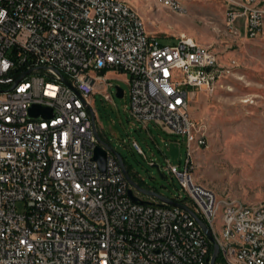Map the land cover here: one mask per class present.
<instances>
[{"label": "built area", "instance_id": "1", "mask_svg": "<svg viewBox=\"0 0 264 264\" xmlns=\"http://www.w3.org/2000/svg\"><path fill=\"white\" fill-rule=\"evenodd\" d=\"M224 1L230 32L264 34V0ZM110 71L128 76L133 120L187 140L185 169L168 168L187 193L170 199L190 210L138 191L102 138L92 96L112 100ZM224 71L211 46L186 34L162 43L125 0H0V264H211L213 243L194 213L219 264H264V200L220 198L193 176L207 135L191 116V88L214 89ZM34 105L52 116L31 115Z\"/></svg>", "mask_w": 264, "mask_h": 264}, {"label": "rangeland", "instance_id": "2", "mask_svg": "<svg viewBox=\"0 0 264 264\" xmlns=\"http://www.w3.org/2000/svg\"><path fill=\"white\" fill-rule=\"evenodd\" d=\"M142 16L149 33L164 44H174L182 34L211 46L225 67L214 89L196 92L190 113L198 129L207 135L206 146L193 153V176L213 189L220 198L246 203L264 200V34L251 39L243 31L227 28L224 0H181L182 10L157 0H125ZM107 77L125 90L123 97L113 91L106 101L92 96L99 129L105 141L125 157L134 178L145 189L168 198L184 200L178 176L169 164L184 170L188 144L159 124L141 126L128 113L130 87L124 72L110 71ZM137 141L143 150L133 147ZM154 164L160 165L161 177ZM24 211L25 203L18 202ZM219 264V263H218Z\"/></svg>", "mask_w": 264, "mask_h": 264}, {"label": "water", "instance_id": "3", "mask_svg": "<svg viewBox=\"0 0 264 264\" xmlns=\"http://www.w3.org/2000/svg\"><path fill=\"white\" fill-rule=\"evenodd\" d=\"M67 82V81H66ZM68 83V82H67ZM69 84V83H68ZM116 95L118 97H123L124 96V89L117 85L116 86ZM30 113L31 115L33 116H38V115H42L44 117H49V116H52V109L51 108H48V107H43V106H40V105H34L30 108ZM94 117V115H93ZM99 141L100 143L104 144V141L101 139V137H99ZM109 149L110 151L116 155L120 162L122 163V166H123V169L126 173V176L129 180V182L138 190L140 191L141 193L145 194V195H148L152 198H157L159 200H161L162 204L165 203V204H170V205H173V206H181V207H184V208H187L188 210H190L189 207L179 203V202H176L168 197H165V196H162L160 195L159 193L157 192H154L152 190H149V189H145L143 188L137 181H135L129 174V172L127 171V168L123 162V158L122 156L117 152V150L112 147V146H109ZM107 157H108V152L106 149H104L102 146H97L96 150H95V159L98 161L99 165H100V168L101 169H104L105 168V165H106V160H107ZM154 166L157 168L158 172L160 173L161 177H166L163 175V173L161 172V168H160V165L158 164H154ZM129 194L130 196L132 197V199L134 201H139L141 203H151V201L149 200H146V199H141L139 196L135 195L134 193V190L133 189H130L129 190ZM194 215L196 216L199 224L203 227L205 233L207 234L208 238L210 239V241L213 243V253H212V257H211V264H216V261H217V257H218V254H219V245L218 243L216 242L215 240V237L213 236L210 228L207 226V224L199 217L197 216L195 213Z\"/></svg>", "mask_w": 264, "mask_h": 264}, {"label": "trees", "instance_id": "4", "mask_svg": "<svg viewBox=\"0 0 264 264\" xmlns=\"http://www.w3.org/2000/svg\"><path fill=\"white\" fill-rule=\"evenodd\" d=\"M102 73H105V71H102ZM103 138V137H102ZM119 153V152H118ZM121 156H122V154L121 153H119ZM122 158H123V160H124V162H125V164H126V166H127V168H128V170H129V172L131 173V175L134 177V175L132 174V172H131V168H130V165H129V163L127 162V160L125 159V157L124 156H122ZM140 183V182H139ZM141 184V183H140ZM217 263H222V259H221V257H219L218 258V260H217Z\"/></svg>", "mask_w": 264, "mask_h": 264}, {"label": "flooded vegetation", "instance_id": "5", "mask_svg": "<svg viewBox=\"0 0 264 264\" xmlns=\"http://www.w3.org/2000/svg\"><path fill=\"white\" fill-rule=\"evenodd\" d=\"M145 198H148L147 196H144Z\"/></svg>", "mask_w": 264, "mask_h": 264}]
</instances>
